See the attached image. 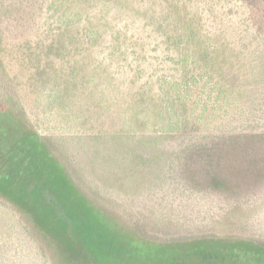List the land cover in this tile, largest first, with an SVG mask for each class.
Listing matches in <instances>:
<instances>
[{"label": "rangeland", "instance_id": "1", "mask_svg": "<svg viewBox=\"0 0 264 264\" xmlns=\"http://www.w3.org/2000/svg\"><path fill=\"white\" fill-rule=\"evenodd\" d=\"M1 96L0 264H264V0H0Z\"/></svg>", "mask_w": 264, "mask_h": 264}, {"label": "trees", "instance_id": "2", "mask_svg": "<svg viewBox=\"0 0 264 264\" xmlns=\"http://www.w3.org/2000/svg\"><path fill=\"white\" fill-rule=\"evenodd\" d=\"M168 19L171 17V15L169 14V16H167ZM187 30H184L181 39H182V43L184 45H189L193 35H187V32L189 31V33H191V28L188 30V28H186ZM89 34H94L97 32H94L93 29L89 30L88 32ZM192 36V37H190ZM183 57V56H182ZM180 58L178 60L177 63H179L180 65H184V63H186V58ZM170 85V82H168ZM190 82L186 81L185 85L189 84ZM175 85V84H174ZM173 85V86H174ZM179 87V85H178ZM178 95H180L179 93H177ZM180 98V97H179ZM164 99V98H163ZM0 104L8 109H10L11 111H13L14 113H17L19 116L23 117L22 114L17 110L16 107V103L9 98L8 96H1L0 97ZM168 126L164 129L166 131V133H164L163 135L166 134H173V133H179L182 131V129H184L186 127V124L184 122H181V120L178 119H172L168 124ZM1 191V190H0ZM18 201H21L20 199H18ZM24 202H22L21 207L24 209H27L28 211L30 210V214L33 215L36 218V221L40 222V224H44V225H48L47 223L44 222L43 217H42V213L39 212V210L37 208H30V206L28 205V202L23 200ZM20 203V202H19ZM58 218H60L61 220L67 222L64 214L62 211H58ZM46 230V227H44ZM149 247L152 249V253L150 254H146L143 255L139 252H137V256L136 257V264H189L186 263V261L183 260V257H180V261L174 260V262L170 263V261L167 260V255L165 256V252H166V248H168L166 245H162L160 246L159 244H152L149 245ZM177 257V256H176Z\"/></svg>", "mask_w": 264, "mask_h": 264}]
</instances>
